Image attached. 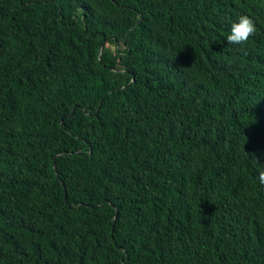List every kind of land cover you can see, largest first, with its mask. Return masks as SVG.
<instances>
[{"label":"trees","instance_id":"obj_1","mask_svg":"<svg viewBox=\"0 0 264 264\" xmlns=\"http://www.w3.org/2000/svg\"><path fill=\"white\" fill-rule=\"evenodd\" d=\"M261 171L264 0H0V264H264Z\"/></svg>","mask_w":264,"mask_h":264},{"label":"clouds","instance_id":"obj_2","mask_svg":"<svg viewBox=\"0 0 264 264\" xmlns=\"http://www.w3.org/2000/svg\"><path fill=\"white\" fill-rule=\"evenodd\" d=\"M256 31L254 20L248 15H240L237 22L232 23L230 34L227 36V43L243 45ZM258 180L264 184V171L258 174Z\"/></svg>","mask_w":264,"mask_h":264},{"label":"water","instance_id":"obj_3","mask_svg":"<svg viewBox=\"0 0 264 264\" xmlns=\"http://www.w3.org/2000/svg\"><path fill=\"white\" fill-rule=\"evenodd\" d=\"M66 200H67V198H66Z\"/></svg>","mask_w":264,"mask_h":264}]
</instances>
